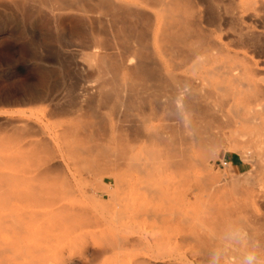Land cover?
Here are the masks:
<instances>
[{
  "label": "rangeland",
  "instance_id": "obj_1",
  "mask_svg": "<svg viewBox=\"0 0 264 264\" xmlns=\"http://www.w3.org/2000/svg\"><path fill=\"white\" fill-rule=\"evenodd\" d=\"M191 3L222 28L221 42L234 40L238 31L244 35L245 52L235 61L222 56L223 53L213 54V68L221 62L238 66L247 62L264 80V0H191ZM95 4L68 0L64 7L48 0H0V247L5 249L3 256L15 264H35V261L36 264L39 261L40 264H127L132 258L144 259L149 264H264V135H258L256 130H240L247 133L243 137L237 131L233 135L234 129L231 134L229 129H224L217 135L218 146L206 160L207 167L195 174H200L198 177L208 174L220 182L216 184L212 179L211 186L189 187L192 202L186 210L196 227H160L154 218L145 215L138 218L110 215L122 196L121 191L117 194L120 189L115 188L119 179L127 184L133 181L125 194L129 199L133 196L129 192L134 184L143 192L145 187L156 183L146 179L150 184L145 186L143 175L130 170L127 173L120 170L119 174L109 168L92 174L67 151L68 144L77 137L84 140L90 135L96 137L100 129H109V133L118 116V108L111 106L114 99L104 102L99 89L104 81H111L110 72L104 71L100 64L107 52L108 62L116 59L115 46H110L116 40L103 26L104 16L101 17V10ZM83 8L91 11L81 12ZM218 34H213V39ZM101 42H106L110 50L99 46ZM194 68L196 73H204V67ZM117 76L115 81L119 83L120 70ZM214 76L209 77L213 82ZM214 102L215 99L213 105ZM47 152L50 158L44 161ZM220 159H226L229 166H220ZM221 179L228 184L238 179L241 186L238 185L235 194L229 192L227 198H219L223 189ZM63 180L70 184V192L62 193L61 201L82 204L90 215L93 213L100 220L98 225L77 223L73 228L61 222L64 214L61 219L50 199L53 191L65 190ZM31 187L40 191L37 197L24 198L25 191ZM110 197L108 204L112 203L113 207L110 204L109 212V206L105 209L103 202ZM204 203L218 206L220 203L224 208L229 205L227 208L232 214L225 216V227H213V231L206 227L203 217L207 204ZM232 219L236 220L237 227H228ZM191 228L204 237L211 236L213 250L219 244L227 257L203 255V247L200 246L201 250L191 238ZM108 233L128 237L133 243L109 249V240L105 238ZM34 249L38 254L34 255ZM28 256L34 259L28 261ZM5 262L0 259V264Z\"/></svg>",
  "mask_w": 264,
  "mask_h": 264
},
{
  "label": "bare ground",
  "instance_id": "obj_2",
  "mask_svg": "<svg viewBox=\"0 0 264 264\" xmlns=\"http://www.w3.org/2000/svg\"><path fill=\"white\" fill-rule=\"evenodd\" d=\"M48 1H55L64 6L68 0ZM83 1L96 3V8L101 10L99 12L102 14L101 17L104 16L103 26L116 40L114 45H110L115 46L116 49L114 61L111 59L112 61L108 62L110 59L108 55L109 59L106 58L108 52L98 57L102 58L101 68L103 67L104 71L108 70L111 74V81L106 77L109 82L104 81L102 85L100 84L99 89L103 94L100 93V95L104 96L102 98L104 102L114 99V105L111 106L112 109L118 108L116 110L118 116L114 120L116 124L111 126L109 133H107L109 129L108 131L100 129L96 137L90 135L87 140L77 137L68 144L67 151L77 163H84L88 172L92 174L109 168L119 174L120 170L124 173L130 170L143 175L145 186L150 184L146 179L156 183H153L152 187L142 185L145 187L143 192L139 191L137 184H134L129 192L133 196L129 199L125 194L133 181L127 184L122 178L119 179L115 188L120 189L117 194L120 195L121 191L122 196L119 198L117 207H113L110 203L114 208L110 209L108 202L111 197L105 202L101 200L105 204V209L109 206L110 215L125 214L133 217L145 215L154 218L155 223L160 227H196L192 222V216L186 210V206L192 202L189 187L200 188L205 184L210 185V182L215 180L208 174L205 177L202 175L198 177L200 174L195 173L198 171L202 173L207 167L206 160L209 159L211 151L218 146L217 135L224 129H229L230 134L234 129L233 135L239 132L241 137L246 136L247 133L243 134L244 131L240 130L250 131L249 129L256 130L258 135H264V88L261 86L262 79L259 78L261 76L258 70L247 62L243 66L221 62V65L213 68V54L223 53L222 56L225 55L230 61H235L240 53L245 52L244 35L242 31H238L234 40L221 42L219 35L223 31L222 28L217 26L213 19L206 18L199 8H195L191 0ZM82 7L85 6L82 5ZM88 9L83 8L81 12L91 11L90 8ZM132 18L134 20L131 21ZM216 33L219 34L213 39V34ZM102 42L99 46L110 50L107 48V43ZM88 60L92 61V58ZM199 66L205 68H203L204 73L194 71L193 67ZM119 70L121 81L117 83L115 77L119 78L117 76ZM213 74L216 77L214 82L209 79ZM213 99H215L214 105ZM234 131L237 132L234 134ZM239 135L237 138H241ZM228 149L232 150L231 147ZM49 158L50 154L47 152L44 161ZM262 177L264 183V174ZM238 179H232L229 184L221 179L223 189L221 188L218 197L227 198L229 192L235 194L240 185ZM215 181L218 184L219 179ZM63 183L67 186L65 190L53 191L50 199L54 205L53 208L60 213L57 215L61 219L64 216L63 220L59 218L61 222L66 224V227L68 225L73 228L77 223L84 225L100 223L99 219L93 217V213L90 215L81 206L82 204L75 205L61 201V194L70 192L69 183L64 180ZM187 185L188 188L185 187ZM98 188L96 190H99ZM37 191L39 190L32 187L27 189L24 198L37 197ZM192 196L195 197L194 194ZM220 205V203L219 206L208 203L204 210L203 218H206L204 219L206 227H211L212 231L213 227L224 226L225 216L229 217L232 214V211L227 208L229 205L225 208ZM61 214L64 215L61 216ZM210 218L213 219L210 220ZM100 219L104 220V217ZM234 221L236 220L232 219L228 223L231 226L227 224L228 227L237 224ZM190 231L192 240L199 248L203 247V255H212L215 258L227 257L226 251L219 244L217 246L215 244L216 247L213 250L211 236L204 237L195 228H191ZM105 238L109 240L108 246L105 244L109 249L110 247L122 248L133 243L130 238L116 233H108ZM4 250L0 247L1 261H6V264H15L3 256ZM34 251V255L36 252L38 254L36 249ZM15 257L13 259H18ZM30 259L34 258H29L28 261ZM130 261H132L131 264H149V261L144 259L132 258ZM130 261H127V264H130ZM64 262L67 261L64 260Z\"/></svg>",
  "mask_w": 264,
  "mask_h": 264
},
{
  "label": "built area",
  "instance_id": "obj_3",
  "mask_svg": "<svg viewBox=\"0 0 264 264\" xmlns=\"http://www.w3.org/2000/svg\"><path fill=\"white\" fill-rule=\"evenodd\" d=\"M229 162L226 159H220L219 160V165L222 166L223 168L229 166Z\"/></svg>",
  "mask_w": 264,
  "mask_h": 264
}]
</instances>
